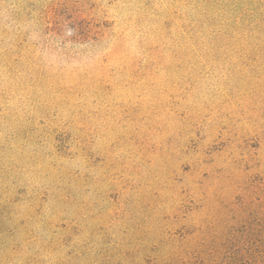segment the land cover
I'll return each instance as SVG.
<instances>
[{
  "label": "rangeland",
  "instance_id": "1",
  "mask_svg": "<svg viewBox=\"0 0 264 264\" xmlns=\"http://www.w3.org/2000/svg\"><path fill=\"white\" fill-rule=\"evenodd\" d=\"M195 1L0 0V264H182L264 213V56L194 50Z\"/></svg>",
  "mask_w": 264,
  "mask_h": 264
},
{
  "label": "trees",
  "instance_id": "2",
  "mask_svg": "<svg viewBox=\"0 0 264 264\" xmlns=\"http://www.w3.org/2000/svg\"><path fill=\"white\" fill-rule=\"evenodd\" d=\"M200 2L196 0L193 4L198 17L210 15L209 11L214 9L220 13L223 8V28L216 30L212 24L215 14L208 16L205 22L196 20L192 42L194 50L200 49L199 44L209 47L205 49H214L216 45L212 42L223 38V51L264 56V0ZM231 2L234 8H230ZM233 15L236 19H230ZM238 227L223 232V241L218 245L188 251L182 264H264V213L253 217L246 215Z\"/></svg>",
  "mask_w": 264,
  "mask_h": 264
}]
</instances>
